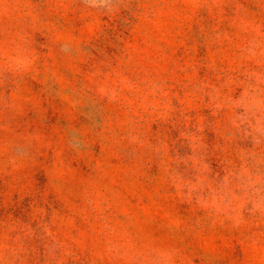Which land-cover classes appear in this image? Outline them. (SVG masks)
I'll list each match as a JSON object with an SVG mask.
<instances>
[{
  "label": "rangeland",
  "instance_id": "rangeland-1",
  "mask_svg": "<svg viewBox=\"0 0 264 264\" xmlns=\"http://www.w3.org/2000/svg\"><path fill=\"white\" fill-rule=\"evenodd\" d=\"M0 264H264V0H0Z\"/></svg>",
  "mask_w": 264,
  "mask_h": 264
}]
</instances>
